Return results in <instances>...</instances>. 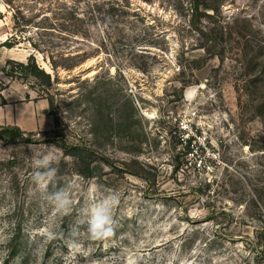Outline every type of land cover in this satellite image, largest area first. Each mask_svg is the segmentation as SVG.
I'll use <instances>...</instances> for the list:
<instances>
[{
    "label": "rangeland",
    "instance_id": "rangeland-1",
    "mask_svg": "<svg viewBox=\"0 0 264 264\" xmlns=\"http://www.w3.org/2000/svg\"><path fill=\"white\" fill-rule=\"evenodd\" d=\"M125 2L96 0L76 40L40 31L59 63L89 55L55 71L28 41L1 46L16 29L0 0V124L26 132L0 135V264L13 248L7 264H264V0H200L194 17L191 0ZM15 4L34 15L32 0ZM31 53L50 85L4 72ZM74 144L81 163L65 153ZM49 150L45 190L32 159ZM101 205L112 231L96 239Z\"/></svg>",
    "mask_w": 264,
    "mask_h": 264
},
{
    "label": "trees",
    "instance_id": "trees-1",
    "mask_svg": "<svg viewBox=\"0 0 264 264\" xmlns=\"http://www.w3.org/2000/svg\"><path fill=\"white\" fill-rule=\"evenodd\" d=\"M9 7L14 9L13 19H14V29H16V32L10 37L7 38L4 42L1 43V46H7L9 48L15 46L16 44L24 41L30 42L32 48L35 51L42 52L45 54H48L47 56H44V59H47L49 57V62L51 63L52 68L57 71V69L62 66L66 69H72L75 66L81 64L83 61H85L89 55L88 54H81V55H75V56H69V58L73 57L75 60L71 62H65V63H59L55 60V57L53 55V52H48L45 50H42L41 45H44L43 37H41L40 31H46V29L51 30H61L64 31L69 37L74 38V40L77 39V36L81 35L79 34V31L81 29L82 23H84V20L86 19V16L88 15V12L86 11V8L90 11V9L94 6H96V0H85L84 8L81 4V0H32L34 3V15L31 18H26L23 12V4H15V0H3ZM115 1V0H111ZM119 0H116V3L121 7V11L126 12L127 5L125 4H119ZM19 3V2H18ZM192 3V16L198 12L201 2L200 0H191ZM203 5V4H202ZM203 7V6H202ZM29 12V10H28ZM32 10H30V13ZM52 13L54 15H58V17H54L52 19H56V21L52 22V19L48 16V13ZM19 14V15H18ZM33 14V13H31ZM36 16V17H35ZM39 18V19H38ZM193 26V20L190 22ZM20 27V28H18ZM35 28V36L27 37L23 33L18 34V32H22L26 28ZM26 31V30H24ZM40 36V37H39ZM9 64H11V67L8 68L7 66L3 68L4 72L11 76L12 78H21V79H27V78H35L39 81H42L46 84H51V74L49 72H46L43 67L40 66V64L37 62L36 56L34 53H31L27 59L26 62L16 61V60H9ZM188 83H192L191 80L188 81ZM186 85V84H185ZM184 85V86H185ZM50 106L53 105V102L48 99ZM49 113L53 116V123L54 128L52 130H49L48 132H55L59 128V120L56 117L55 113L50 110ZM29 134H33L30 132ZM0 135H3L5 137H9L14 140H25L26 132H24L18 125H1L0 124ZM192 138H183L180 137V143L185 144V147L188 149V151H191V143ZM85 150L80 144H74L70 147H68L65 151V153L69 156H72L76 162H80L83 159L82 152ZM106 163H109L107 159H105ZM94 169H96L95 165H92L90 161H85V167L80 170V173L86 177H91L94 174ZM16 236L12 235V237L9 239L10 241L15 240ZM243 238H250L248 235H241L240 239ZM234 239V238H233ZM18 253V250L16 248L11 249L7 254V259L4 261L3 264H7L9 259L14 258ZM261 257L264 258V252L261 254Z\"/></svg>",
    "mask_w": 264,
    "mask_h": 264
},
{
    "label": "clouds",
    "instance_id": "clouds-1",
    "mask_svg": "<svg viewBox=\"0 0 264 264\" xmlns=\"http://www.w3.org/2000/svg\"><path fill=\"white\" fill-rule=\"evenodd\" d=\"M46 149L50 147L46 146ZM58 164V158L51 151H45L32 159V180L35 185L43 189H47L48 182L54 177L58 168L53 165ZM58 207L64 208L69 204L66 195L62 196L59 193L55 195ZM111 219L109 209L105 205H101L93 209L90 221V233L93 238L100 239L111 234Z\"/></svg>",
    "mask_w": 264,
    "mask_h": 264
}]
</instances>
